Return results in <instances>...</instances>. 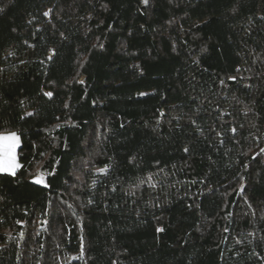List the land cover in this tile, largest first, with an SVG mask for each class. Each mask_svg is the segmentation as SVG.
<instances>
[{
    "label": "trees",
    "instance_id": "trees-1",
    "mask_svg": "<svg viewBox=\"0 0 264 264\" xmlns=\"http://www.w3.org/2000/svg\"><path fill=\"white\" fill-rule=\"evenodd\" d=\"M7 131L0 264H264V0H0Z\"/></svg>",
    "mask_w": 264,
    "mask_h": 264
},
{
    "label": "snow or ice",
    "instance_id": "snow-or-ice-1",
    "mask_svg": "<svg viewBox=\"0 0 264 264\" xmlns=\"http://www.w3.org/2000/svg\"><path fill=\"white\" fill-rule=\"evenodd\" d=\"M145 3L148 0H144ZM47 95L51 96V93H47ZM0 141L3 143L0 144V150L3 151V159L0 160V171H8L11 172L13 175L15 174V168L19 165L16 163L15 158V148L19 141V137L12 133L11 135L7 136H0ZM36 183H44L43 177L37 178Z\"/></svg>",
    "mask_w": 264,
    "mask_h": 264
},
{
    "label": "rangeland",
    "instance_id": "rangeland-1",
    "mask_svg": "<svg viewBox=\"0 0 264 264\" xmlns=\"http://www.w3.org/2000/svg\"><path fill=\"white\" fill-rule=\"evenodd\" d=\"M4 133V136H7V135H11L12 133H15L18 137H19V141L16 145V148H15V158H16V163L19 165V159H18V153H17V150H18V147H19V144H20V135L17 131H7V132H3ZM17 167L15 168L14 171H16ZM0 172H8V171H0ZM11 173V172H9Z\"/></svg>",
    "mask_w": 264,
    "mask_h": 264
},
{
    "label": "crops",
    "instance_id": "crops-1",
    "mask_svg": "<svg viewBox=\"0 0 264 264\" xmlns=\"http://www.w3.org/2000/svg\"><path fill=\"white\" fill-rule=\"evenodd\" d=\"M0 136H4V133L2 132V133H0ZM3 142L2 141H0V144H2ZM3 159V151L2 150H0V160H2Z\"/></svg>",
    "mask_w": 264,
    "mask_h": 264
}]
</instances>
